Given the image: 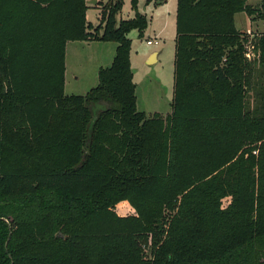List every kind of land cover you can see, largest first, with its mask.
Here are the masks:
<instances>
[{
  "label": "trees",
  "instance_id": "obj_1",
  "mask_svg": "<svg viewBox=\"0 0 264 264\" xmlns=\"http://www.w3.org/2000/svg\"><path fill=\"white\" fill-rule=\"evenodd\" d=\"M86 1L0 0V264H264V30L235 22L264 0H177L166 116L137 108L139 0L94 34ZM92 35L113 62L66 94V44Z\"/></svg>",
  "mask_w": 264,
  "mask_h": 264
},
{
  "label": "rangeland",
  "instance_id": "obj_2",
  "mask_svg": "<svg viewBox=\"0 0 264 264\" xmlns=\"http://www.w3.org/2000/svg\"><path fill=\"white\" fill-rule=\"evenodd\" d=\"M90 1H86L88 6L86 16L87 21L91 22L93 28H89L87 31L94 34V27L101 22V11L107 0H96V3ZM257 1V3H260V0ZM176 7L177 0H167L164 2L162 0H139L138 10L145 13L149 18L148 27L142 36L139 35L137 30H133L129 34L132 39L130 53L132 69L134 80L137 84V108L138 110H144L148 115L157 111L166 115L171 110L172 85L174 80ZM134 14L135 11L132 8L131 0H123L122 11L117 15V19L129 18L134 16ZM252 23L254 27L253 32L264 30V20L262 18L255 19ZM237 24L239 28H246L245 12L238 14ZM156 35L161 38L157 37L159 41L161 40V43L159 42L158 45H148L147 40L154 39ZM91 37L86 40H70L74 43L68 45L69 47L66 52L67 62L65 53V74L66 65L68 68L66 85L64 87L66 94H85L98 82V65L110 66L112 64L117 43H101L97 42L99 40L94 39L93 35ZM75 41L86 43L91 41L92 43L81 45L79 43L75 44ZM154 49L161 51L159 61L148 63L145 58ZM226 198H224L223 204L228 200ZM131 206L127 202H122L115 207V212L120 216L134 214L135 210Z\"/></svg>",
  "mask_w": 264,
  "mask_h": 264
},
{
  "label": "crops",
  "instance_id": "obj_3",
  "mask_svg": "<svg viewBox=\"0 0 264 264\" xmlns=\"http://www.w3.org/2000/svg\"><path fill=\"white\" fill-rule=\"evenodd\" d=\"M167 1V0H166ZM87 2H89V0H87ZM162 2H164V1H162ZM255 2V1H254ZM258 1L256 0V2L255 3H257ZM159 3H161V2H159ZM176 9H177V7H176ZM239 13H241V12H239ZM239 13H237L236 14V16H235V22H236V27L239 29V30H241V31H244V32H247V33H251V32H253V29H254V27H253V23L252 22H254L255 20H253L252 21V19L246 14V23H247V26H246V28H239V26H238V24H237V16H238V14ZM249 23V24H248ZM255 25L257 26V24L255 23ZM258 27V26H257ZM157 37H159V36H155L154 38H157ZM159 39H161L160 37H159ZM76 42V41H75ZM97 42H101V43H103V42H105V41H102V40H99V41H97ZM71 43H74V42H72V41H69L68 43H67V46H66V52H67V48L69 47L68 45H70ZM77 43H79V44H91L92 42L90 41V42H88V43H86V42H83V41H78V42H76L75 44H77ZM107 44H111L112 42H106ZM160 43H161V40H160ZM149 45V44H148ZM158 45V44H157ZM76 47V46H75ZM117 47V46H116ZM116 52V51H115ZM153 53H155V61L154 62H157V61H159V57H160V54H161V51H159L158 49H154V50H152L151 52H150V54H148L147 55V57L145 58V60L148 62V60H149V58L151 57V55L153 54ZM115 56V55H114ZM114 56H113V59H114ZM113 59H112V62H113ZM174 59H175V54H174ZM66 62H67V53H66ZM153 62V63H154ZM149 63V62H148ZM131 64H132V62H131ZM102 65H98V69H97V74H98V70H99V68L101 67ZM73 72V71H72ZM67 73H68V68H67V65H66V74H65V85H66V80H67ZM74 73V72H73ZM76 77V76H75ZM77 78V77H76ZM137 85V84H136ZM173 90H174V80H173V85H172V98H171V103H172V99H173ZM138 102V101H137ZM140 111H144V110H140ZM171 111L172 110H170V111H168L167 112V114L166 115H168L169 113H171ZM145 112V111H144ZM146 113V112H145ZM155 113H160L161 115H163V116H166V115H164V114H162L161 112H159V111H157V112H155ZM147 114V113H146ZM154 114V113H153ZM148 115V114H147ZM150 115H152V114H150ZM123 202H127V203H129L128 201H123ZM122 203V202H121ZM121 203H119V205L121 204ZM129 205L131 206V204L129 203ZM132 207V206H131Z\"/></svg>",
  "mask_w": 264,
  "mask_h": 264
},
{
  "label": "built area",
  "instance_id": "obj_4",
  "mask_svg": "<svg viewBox=\"0 0 264 264\" xmlns=\"http://www.w3.org/2000/svg\"><path fill=\"white\" fill-rule=\"evenodd\" d=\"M159 40H158V38H154V39H148L147 40V43L149 44V45H157V44H159ZM257 151H255V153H256Z\"/></svg>",
  "mask_w": 264,
  "mask_h": 264
},
{
  "label": "water",
  "instance_id": "obj_5",
  "mask_svg": "<svg viewBox=\"0 0 264 264\" xmlns=\"http://www.w3.org/2000/svg\"><path fill=\"white\" fill-rule=\"evenodd\" d=\"M90 2H92V3H96V0H91ZM154 61H155V53H153V54L151 55V57L149 58L148 62H149V63H153Z\"/></svg>",
  "mask_w": 264,
  "mask_h": 264
}]
</instances>
